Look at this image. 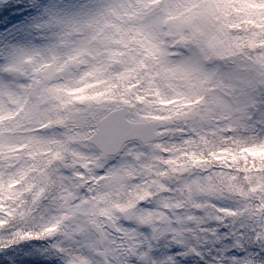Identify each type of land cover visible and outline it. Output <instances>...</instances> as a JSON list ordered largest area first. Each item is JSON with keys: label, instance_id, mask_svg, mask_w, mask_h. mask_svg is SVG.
Instances as JSON below:
<instances>
[{"label": "rangeland", "instance_id": "374dc122", "mask_svg": "<svg viewBox=\"0 0 264 264\" xmlns=\"http://www.w3.org/2000/svg\"><path fill=\"white\" fill-rule=\"evenodd\" d=\"M183 2L38 0L34 4L26 3L29 17L25 12L27 16L19 24L0 31V96L7 95L5 84L15 86L22 83L23 74L39 73L54 80L60 96L53 99L52 109L64 113L43 121L47 131L42 138L34 137V125L18 124L7 113L0 117V146H3L0 147V230L3 231L0 243L9 239L18 240L16 245L25 240L45 242L46 247L35 243V252L51 256L53 242L65 246L74 243L69 234L82 229L85 226L82 221L100 225L102 217L109 216L118 222L123 237L118 240L108 235L103 248L106 258L101 259L98 239L89 235L81 241L87 245L86 254L81 255L85 264H128L127 256L129 252L135 253L141 242L139 238L147 241L149 236L151 247L163 261L168 257H162V252L170 251V245L175 250L202 247L210 242L202 234L205 227L223 226L222 218L213 210L206 209L205 216L200 218L198 211L188 204L227 208L222 210L235 214L237 210L232 204L242 194L248 215L244 223L229 218L230 225L224 235L216 234L215 238L220 240L219 247H224L226 259L227 249H234L232 241L236 234L244 239L248 237L251 252L259 231H264V78L260 65L252 60L237 65L227 62L225 57H238L243 47L259 42L260 34L263 37L264 0H234L225 14L226 27L234 22L236 26L243 25L244 31L251 28L254 31L251 36L238 34L234 38L228 33L223 50L203 54L202 49L183 35L161 41L166 45L163 48H149L151 42L142 34L144 16L148 13L159 16L153 5ZM176 15L170 13L163 22L169 23ZM252 59L257 64L264 62L256 52ZM117 62L123 68L114 72L112 65ZM137 68L150 75L145 92L119 93L120 82L127 84L125 79H132ZM96 83L105 89L92 88ZM125 98L132 105L137 98L144 100L133 109L132 118L155 120L161 132L159 141L150 147L129 144L122 154L102 160L98 150L88 142L99 119L94 116V104L109 105L112 101L117 104L120 100L126 102ZM219 119L223 120L218 122ZM69 121L78 126L73 134ZM176 133L192 135L183 139L193 138L197 142L203 136L211 145L212 160L205 170L197 167L192 177L169 182L166 179L175 175V170L185 168L181 162L164 158L165 145H173ZM229 141H234V145L222 147ZM231 152L236 158L231 157ZM44 153L48 157H43ZM61 161L70 162L71 170L65 171ZM215 161L220 165L213 167ZM232 166L240 173H249L246 176L251 178V194L244 193L242 178L227 172ZM47 171L55 184L40 198L34 199L27 187L20 189L25 180L35 186L36 178L47 176ZM186 189L193 192L180 194ZM207 192L212 194L209 201ZM23 193L31 195L34 206L26 202ZM49 194L53 200L46 205ZM144 200L147 203L141 206ZM132 205L136 208L135 226L125 227L128 223L121 214ZM168 208L172 209L170 222L164 226L153 223L145 235L140 226L161 217ZM250 213L258 218L257 229ZM29 215L32 216L25 220L24 230L7 232L13 223ZM249 229L255 231L254 236H249ZM36 232H44V236L27 235ZM115 241L117 247L113 246ZM213 245L218 247L216 242ZM245 264L257 262L247 259Z\"/></svg>", "mask_w": 264, "mask_h": 264}, {"label": "snow or ice", "instance_id": "6c2138e0", "mask_svg": "<svg viewBox=\"0 0 264 264\" xmlns=\"http://www.w3.org/2000/svg\"><path fill=\"white\" fill-rule=\"evenodd\" d=\"M145 3H150V0H145ZM234 0H184L183 3L172 5H153L159 10V16L155 13H148L144 16L142 22V34L146 41H150L149 48L153 50L155 47H165L161 41L175 39L179 35L187 37L199 49L203 50V54H213L223 50L228 41V30L226 28V13L232 8ZM19 13L28 11V6L25 0H18L13 5ZM143 8V5L140 6ZM170 13L178 14L176 18L169 23H164V18ZM3 12H0V17ZM16 21L14 24L13 21ZM20 20L0 19V29L7 30L19 24ZM176 70V69H174ZM50 75V73H49ZM7 95L0 96L3 104L0 105V117L6 113L15 117V122L18 124H31L35 126L34 137L42 138L47 129L44 127L43 121L53 119L57 115L64 113H56L52 109L54 98H59L60 91L56 87L54 80H50L39 73L23 74L21 84L13 86L11 83L4 85ZM103 115V113H100ZM120 113H114L112 118L120 117ZM57 123H59L57 121ZM40 142L33 140V143ZM3 147V146H0ZM99 174V173H98ZM32 179V178H29ZM2 183V182H0ZM55 184V180L46 175L36 178L35 186L28 183V180L23 181L19 187L24 190L25 187L31 190L30 194L33 198H40L45 192ZM143 206V205H141ZM59 224V221H56ZM85 226L77 228L69 234L70 239L74 242L71 246H63L53 242L50 247L61 258L62 264H85L81 259L82 254H86L87 245L81 243L82 240H87L89 235L99 238L101 233L97 231V225L88 224L84 221ZM135 226V221H130L125 227ZM145 230V235H148L147 225H141ZM47 231V229H45ZM249 236H254L255 231L249 229ZM28 236L36 235L43 237L44 232L28 233ZM80 239L77 240L76 237ZM25 237H21L23 239ZM140 244L135 249V253H129L127 256L128 264H181V256L187 255V252H178L170 247V251L166 253L167 259L160 261L158 252L151 247L152 240L149 236L145 241L144 237H140ZM18 240L9 239L7 242L0 243V264H18V260L11 254V249L16 245ZM242 243L243 240H242ZM264 243V242H261ZM233 248L227 249L229 253L226 264H245L247 259L264 264V247L258 246L255 242L251 246V252L248 247H240L232 241ZM90 251V249L88 250ZM201 264H209L207 259H202ZM212 264H217L215 260Z\"/></svg>", "mask_w": 264, "mask_h": 264}, {"label": "water", "instance_id": "95a60500", "mask_svg": "<svg viewBox=\"0 0 264 264\" xmlns=\"http://www.w3.org/2000/svg\"><path fill=\"white\" fill-rule=\"evenodd\" d=\"M114 113H120L121 116L112 118ZM127 116L128 107L111 112L101 121L98 133L90 139L102 151L103 158L117 153L127 140L140 139L143 141H151L156 137L154 122L132 123L128 121ZM125 216L129 219L132 214L131 212H127ZM106 225L110 229H114V224L110 219H107ZM97 231L101 233L100 238L101 242H103L104 235L101 228L97 227Z\"/></svg>", "mask_w": 264, "mask_h": 264}, {"label": "trees", "instance_id": "16d2710c", "mask_svg": "<svg viewBox=\"0 0 264 264\" xmlns=\"http://www.w3.org/2000/svg\"><path fill=\"white\" fill-rule=\"evenodd\" d=\"M1 1H2V5L10 6V5L15 4L18 0H0V9L3 10V7L1 6ZM261 23H264V20ZM231 27H233V30L231 31L233 38H234V36H237L236 34L242 33L241 28H239L237 26H231ZM252 31H254V28H251V31H249V35H252ZM263 37H264V34H263ZM263 37H262V34H260V37H259L260 41L264 43ZM259 55H261L263 57V60H264V50L263 49H262V51L259 52ZM263 66H264V62H263ZM137 77L139 78L138 75H137ZM101 89L104 90V88H101ZM26 226H27V222L23 221L20 224V226L16 228V230L18 228L21 230H24L26 228ZM21 242H24V241H20L17 245H15L11 249V254L17 258L18 264H43L44 263L43 261L45 260V258L41 254L30 253L32 247L27 246V247L22 248Z\"/></svg>", "mask_w": 264, "mask_h": 264}]
</instances>
